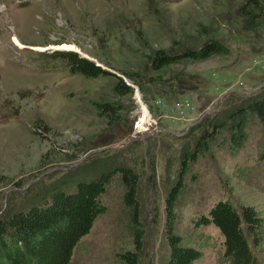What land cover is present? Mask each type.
<instances>
[{
  "label": "rangeland",
  "instance_id": "rangeland-1",
  "mask_svg": "<svg viewBox=\"0 0 264 264\" xmlns=\"http://www.w3.org/2000/svg\"><path fill=\"white\" fill-rule=\"evenodd\" d=\"M244 1L0 0V214L13 192L66 171L62 179L91 178L97 157L116 155L141 183V264H165L167 160L191 128L245 99L233 91L264 84V26L245 25ZM209 40L230 52L156 68L157 51L177 54ZM57 50L79 51L113 75L71 73L48 55ZM247 131L238 149L228 136L213 144L185 178L177 229L203 253L194 264H227L220 229L197 225L217 201L253 205L264 219V128L255 120ZM124 192L117 174L102 196L107 211L70 264H124L120 254L136 250ZM256 255L264 264V240Z\"/></svg>",
  "mask_w": 264,
  "mask_h": 264
},
{
  "label": "trees",
  "instance_id": "trees-1",
  "mask_svg": "<svg viewBox=\"0 0 264 264\" xmlns=\"http://www.w3.org/2000/svg\"><path fill=\"white\" fill-rule=\"evenodd\" d=\"M240 14L247 27L258 29L264 26V5L261 0H245ZM229 52L223 43L209 40L200 48H185L177 54L159 50L154 62L156 68H162L186 58L207 60ZM48 55L66 61L71 73L89 78L113 75L110 69L74 50H57ZM120 81L117 87L124 85L121 78ZM129 92H132V88L127 86L125 93ZM230 95L246 97L230 107L222 108L204 120L203 124L191 128L178 156L173 155L167 160L164 235L169 251L163 257L165 264H194L203 255L200 249L186 245L183 234L177 229V209L185 178L194 161L207 154L213 144L225 143L223 140L226 136L232 147L238 149L244 146L247 129L255 120L264 128V86L255 93L233 91ZM99 158H102L98 160L101 163L99 171L91 178L78 182L62 179L69 173L66 171L62 175L49 176V180L44 182L47 184L38 186L40 180L24 191L11 194L0 214V264H70L82 238L90 233L97 218L107 211L102 196L117 174H121L125 185L123 200L129 226L134 231L136 249L122 253L120 257L124 264H141L144 234L141 228L139 176L116 155ZM152 180L149 178L151 185ZM211 224L224 235L223 257L227 264H261L256 251L264 240V219L255 206L238 207L230 200H219L208 214L197 220V225Z\"/></svg>",
  "mask_w": 264,
  "mask_h": 264
},
{
  "label": "bare ground",
  "instance_id": "bare-ground-1",
  "mask_svg": "<svg viewBox=\"0 0 264 264\" xmlns=\"http://www.w3.org/2000/svg\"><path fill=\"white\" fill-rule=\"evenodd\" d=\"M14 40H15L18 44H20V41H19L16 37H14ZM54 47H56V46H54ZM59 48H63V49H77L76 46H74V45H69V44H64V45H62V46H59Z\"/></svg>",
  "mask_w": 264,
  "mask_h": 264
},
{
  "label": "water",
  "instance_id": "water-1",
  "mask_svg": "<svg viewBox=\"0 0 264 264\" xmlns=\"http://www.w3.org/2000/svg\"><path fill=\"white\" fill-rule=\"evenodd\" d=\"M79 52V51H78ZM85 57H87V56H85ZM108 69V68H107ZM112 71V70H111ZM113 72V71H112ZM264 86V84L261 86V87H263ZM260 87V88H261ZM254 89H250V90H246V91H240V90H238L237 92H240V93H244V94H248V93H251L252 91H253ZM229 94V93H228ZM223 100H224V98H223ZM223 102V101H222Z\"/></svg>",
  "mask_w": 264,
  "mask_h": 264
}]
</instances>
